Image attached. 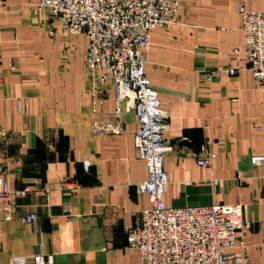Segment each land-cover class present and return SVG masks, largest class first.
<instances>
[{
	"label": "crops",
	"instance_id": "0c3cea01",
	"mask_svg": "<svg viewBox=\"0 0 264 264\" xmlns=\"http://www.w3.org/2000/svg\"><path fill=\"white\" fill-rule=\"evenodd\" d=\"M37 1L0 0V163L11 189L31 187L14 195V217L0 210V264L35 253L53 264H137L126 230L149 200L137 188L147 170L133 144L132 101L114 116L112 85L86 72L85 34H66ZM241 1L264 9V0H180L177 21L152 29L144 70L174 145L164 159L165 202L244 203L251 227L233 251L244 264H264V165L250 161L264 153V89L246 67L217 82L203 77L243 64L242 51L231 54L243 41ZM94 96L103 102L93 112ZM107 117L121 129H94ZM205 142L214 156L199 164L190 152Z\"/></svg>",
	"mask_w": 264,
	"mask_h": 264
},
{
	"label": "built area",
	"instance_id": "2783aa9c",
	"mask_svg": "<svg viewBox=\"0 0 264 264\" xmlns=\"http://www.w3.org/2000/svg\"><path fill=\"white\" fill-rule=\"evenodd\" d=\"M179 5L180 0H38L36 9L38 12L48 10L57 17L66 34H85L86 72L112 85L114 116L119 113L124 99L132 101L137 119L133 144L147 170L137 188L145 192L149 200L147 207L134 212L135 222L126 230L128 243L138 253L137 264H229L233 258L244 264L245 256L233 251L251 227L244 203L172 206L164 199L169 181L164 159L174 145L164 135L166 113L158 91L145 73L144 64L152 29L176 22ZM239 12L243 41L232 47L231 54L239 59L242 51L243 64L226 65L216 72L209 70L203 77L217 82L220 72L234 74L246 67L264 89V9H247L241 1ZM8 67H17L12 58L8 60ZM102 102V97H92L91 110L96 111ZM92 125L94 129L106 131L121 129L120 123L112 117ZM207 146L205 142L199 153L190 152L199 164H208L214 156ZM250 161L264 165V153L252 154ZM84 164L87 166L88 162ZM2 172L0 163V210L4 218L10 219L16 215L14 195H24L31 187L27 184L11 189ZM35 217L34 212H28L22 218L30 223ZM29 262L53 264V258L43 253L29 258L19 254L11 258L10 264Z\"/></svg>",
	"mask_w": 264,
	"mask_h": 264
}]
</instances>
